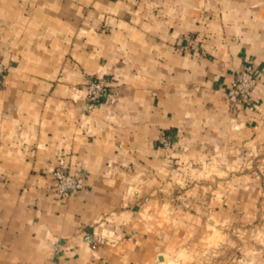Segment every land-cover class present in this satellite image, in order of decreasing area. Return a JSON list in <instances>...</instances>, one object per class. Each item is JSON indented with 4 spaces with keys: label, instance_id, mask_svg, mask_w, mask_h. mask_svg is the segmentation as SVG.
I'll list each match as a JSON object with an SVG mask.
<instances>
[{
    "label": "crops",
    "instance_id": "crops-1",
    "mask_svg": "<svg viewBox=\"0 0 264 264\" xmlns=\"http://www.w3.org/2000/svg\"><path fill=\"white\" fill-rule=\"evenodd\" d=\"M0 62V264H264V0H0Z\"/></svg>",
    "mask_w": 264,
    "mask_h": 264
},
{
    "label": "built area",
    "instance_id": "built-area-1",
    "mask_svg": "<svg viewBox=\"0 0 264 264\" xmlns=\"http://www.w3.org/2000/svg\"><path fill=\"white\" fill-rule=\"evenodd\" d=\"M189 48L195 49L197 43L195 39L187 38ZM7 71V66L0 62V80ZM259 84V80L253 71L247 67L242 66L234 73V78L231 82V91L235 92L239 103L246 104L252 109L254 106V91ZM86 100L90 108L99 104L104 98L108 96V81L103 78H89L85 83ZM159 143L161 147L170 155L173 149V141L171 136L164 133ZM53 190L59 200H67L75 196L77 192L85 187L82 177L72 174L63 166L56 168L53 173ZM106 241L103 237H94L91 247L97 249L105 245Z\"/></svg>",
    "mask_w": 264,
    "mask_h": 264
}]
</instances>
